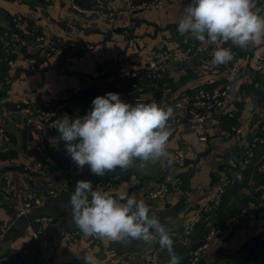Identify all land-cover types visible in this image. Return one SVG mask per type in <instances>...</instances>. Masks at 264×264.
I'll return each mask as SVG.
<instances>
[{
    "label": "crops",
    "instance_id": "crops-1",
    "mask_svg": "<svg viewBox=\"0 0 264 264\" xmlns=\"http://www.w3.org/2000/svg\"><path fill=\"white\" fill-rule=\"evenodd\" d=\"M83 6L101 2L114 10L126 9L141 0H75ZM189 0H175L161 8L143 9L120 14L114 22L89 12L80 13L69 0H0V220H12L5 234L0 236V258L10 252H20L7 264H48L42 247L53 243L55 264H84V252L94 255L98 264H121L124 254L131 255V264H143L150 254L156 264H169L170 255L158 242L148 244L132 240L120 243L83 235L72 219L70 197L76 184L70 181V163L65 142L57 130L38 131L24 125L13 111L22 98L42 99L60 95L71 87H80L64 109L63 115L75 119L88 110L97 96L108 92L120 95L127 102L132 97L166 98L171 94L193 93L200 86L232 82L228 99L210 109L202 133L182 110V120L168 127L171 136L167 145L170 157L148 163L144 168L126 171L117 168L102 177L114 179L115 191L100 187L114 197L123 193L143 200L151 213L169 224L173 251L182 257L180 264H190V239L184 227L197 207L211 198L231 172L229 158L239 156L252 145L254 138H264V70H256V61L264 57V44L249 45L247 49L233 46L235 58L241 64L240 74L233 77L227 66L219 71L202 59L211 53L209 42H200L190 34L177 31L178 21ZM262 9L264 0H255ZM23 15L22 32L30 38L35 33L47 41L75 39L95 42V47L64 56H38L36 63L25 57L36 51L39 42L34 38L19 52L5 56L2 30L12 24L16 13ZM120 28L110 40H103L98 30ZM199 43L196 53L184 58L190 41ZM164 48L170 54L161 85L150 82L148 64L154 52ZM136 87L133 93L129 91ZM91 90V91H89ZM181 151L185 160L175 162L174 153ZM63 153V154H62ZM252 163L245 178L228 186L224 205L254 216L242 219L214 234L200 258L202 264H264V172L257 166L264 162V140L254 147ZM128 173H130L128 175ZM87 178H95L85 166ZM166 180L168 193L163 197H149L147 191L157 182ZM10 195V197H7ZM40 197L42 203L32 211L16 218L19 205ZM263 202L262 205L256 204ZM247 207H253L247 210ZM243 213V212H242ZM51 214L46 223L37 218ZM212 221L209 222L211 224ZM212 225V224H211ZM210 227V231L215 227ZM43 231L38 233V228ZM200 258L198 264H200Z\"/></svg>",
    "mask_w": 264,
    "mask_h": 264
},
{
    "label": "clouds",
    "instance_id": "clouds-1",
    "mask_svg": "<svg viewBox=\"0 0 264 264\" xmlns=\"http://www.w3.org/2000/svg\"><path fill=\"white\" fill-rule=\"evenodd\" d=\"M177 31L190 34L200 42H231L247 49L264 44V10L255 0H189L178 21ZM234 58L231 48L215 49L211 64L226 65ZM174 116L172 107L157 103L132 105L120 95L108 92L92 101L91 110L82 117L58 118L56 129L65 142L66 154L80 170L86 165L91 173L104 176L119 168H144L148 163L170 157L168 127ZM72 219L85 236L129 243L132 240L157 243L170 255L169 264H180L182 257L173 251L169 235L171 218L162 222L149 205L127 193L114 197L94 187L91 181H77L70 197ZM84 264H98L84 252Z\"/></svg>",
    "mask_w": 264,
    "mask_h": 264
},
{
    "label": "built area",
    "instance_id": "built-area-1",
    "mask_svg": "<svg viewBox=\"0 0 264 264\" xmlns=\"http://www.w3.org/2000/svg\"><path fill=\"white\" fill-rule=\"evenodd\" d=\"M58 0H49V4H55ZM72 6L80 13L89 12L94 15H98L100 17L105 18L109 22H114L116 18L124 13L128 12L130 14H134L137 11L149 8H161L166 6L170 2H174L175 0H141L139 2L131 4L126 9H118L114 10L109 8L107 5H104L101 2L93 3L90 6H83L77 3L75 0H69ZM264 10V7L261 9ZM22 23H23V15L21 13H16L12 17V24L2 30V35L5 38V56H10L13 53L19 52V49L22 46L27 45L32 38L39 42V45L35 52L29 54L25 57L27 62L36 63L38 56H64L70 53H77L84 50H90L95 47V42L90 41H78L75 39H64L60 41H47L45 36L40 33H35L30 38L26 36L22 32ZM212 45V51L210 54L205 56L202 59V62L210 65L212 71H219L221 65L213 66L211 64V60L213 58V54L216 48L218 47H228L232 49L234 58L231 62L226 64L230 74L235 77L240 74L241 64L239 60L235 58L236 51L232 46L227 45L224 42H217L216 44L209 43V46ZM199 43L195 40L189 42L186 46L184 58H190L196 53V49L198 48ZM170 54H168L167 50L164 48H159L154 52V57L148 64V68L150 70L151 77L154 78V85L158 86L156 81L161 80L164 73L166 72L168 59ZM256 70H264V57L259 58L255 64ZM137 88L136 84H134V88L129 92L133 93L134 89ZM232 88L231 81H225L223 83L214 84L212 86H200L193 93L189 92H181L177 95L171 94L172 88L165 87L166 91L169 92L170 97L166 98H143V97H132L126 103H130L135 105L136 103H152L155 102L159 106L162 107H172L174 112L182 110L186 113L188 118L195 123L197 130L199 131V138L206 139L207 136L202 133V130L205 126L206 114L207 112L217 106L222 105L229 96L230 90ZM80 91V87L74 86L67 90H64L60 95L54 97H44L40 100L32 99V98H22L20 99L14 106L13 111L16 112L24 125L31 127L38 131H55L57 130L56 121L58 118H62L64 115V109L72 98ZM92 108V104H90L88 110H86L83 114H80L78 117H82L86 115ZM182 120L180 114L176 113L171 122L173 124L179 123ZM264 130V126L262 127ZM264 138L262 134H258L254 138V142L251 146L246 148L239 156H232L229 158L228 165L230 167L231 172L227 175L226 180L222 182L220 188H218L214 195L207 199L206 202L200 204L195 213L193 214L191 220L186 223L184 230L186 240H189V236L192 233L193 226L196 222L200 221L203 214L206 212L213 211L218 208V206L222 202L223 194L225 189L229 184L235 181H241L245 178L246 171L252 163V158L254 156V147L255 145L263 141ZM66 152V151H65ZM68 160L70 163L69 168V177L70 181L75 184L80 180H88L91 181L94 187H102L111 191H115L117 189V184L114 179L105 178L102 176H97L95 178H87L84 174L85 167L80 170L75 162H73L69 155ZM175 162L179 163L185 160V155L181 151H176L174 153ZM258 169L264 172V162H262ZM262 187L264 188V181L262 182ZM169 191V186L166 180H161L156 183V185L152 186L148 189L147 195L149 197L157 198L165 196ZM7 197H10L8 195ZM42 203V199L40 197L35 199L24 200L16 211V218L22 217L32 211L35 205H40ZM263 202H258L256 205H262ZM256 210H251L249 212H243L239 216H234L229 218L226 221L227 226L233 225L236 222L242 219H248L254 216ZM41 222H50L53 220V216L51 214H44L37 218ZM12 220L3 219L0 220V236L6 233L8 228L10 227ZM43 231V228H38L37 232L40 233ZM222 231L220 228H215L211 230L207 236L205 241L196 247L191 252V256L189 258L190 264H198L199 258L202 256L203 252L208 248L211 238L214 234ZM94 240H101V238L94 237ZM42 251L45 254V258L48 260V264H55L53 262V255L55 253V246L53 243L49 242L44 244L42 247ZM121 264H131V255L129 253L124 254L121 260ZM143 264H156V255L150 254L147 256L145 262Z\"/></svg>",
    "mask_w": 264,
    "mask_h": 264
},
{
    "label": "trees",
    "instance_id": "trees-1",
    "mask_svg": "<svg viewBox=\"0 0 264 264\" xmlns=\"http://www.w3.org/2000/svg\"><path fill=\"white\" fill-rule=\"evenodd\" d=\"M149 76H150V82L154 84V81H155L154 78L151 77V74ZM162 82H163L162 79L156 81L157 85H161ZM207 86H212V85H207ZM89 91H91V90H89ZM258 166H257V168H258ZM261 181H264V177L262 178ZM228 189L229 188L227 186L225 189V192L223 194L222 202L218 206V208L213 210V211L204 213L202 218L200 219V221H198L194 224L192 233L189 236L191 249H190L189 255L187 257L188 261H189V258L191 256L192 250H194L196 247H198L199 245H201L205 241L207 234L210 232L209 226L211 224L216 229L217 228H220L222 230L226 229V227H227L226 221L229 218L234 217V216H239L242 212L245 211V209L242 211L241 209L240 210H234V209H230L229 207H225V205H224L225 199L224 198H225V195H226V192L228 191ZM251 209H253V207H247V210H251ZM210 221H212L211 224H209ZM189 263H190V261H189Z\"/></svg>",
    "mask_w": 264,
    "mask_h": 264
},
{
    "label": "water",
    "instance_id": "water-1",
    "mask_svg": "<svg viewBox=\"0 0 264 264\" xmlns=\"http://www.w3.org/2000/svg\"><path fill=\"white\" fill-rule=\"evenodd\" d=\"M103 34V40H110L112 38V33L114 31H120V28H110L108 30H98ZM63 154V153H62ZM130 173H128L129 175ZM20 252H10L7 256L0 258V264H7L14 256L18 255ZM203 263V258H200V264Z\"/></svg>",
    "mask_w": 264,
    "mask_h": 264
}]
</instances>
